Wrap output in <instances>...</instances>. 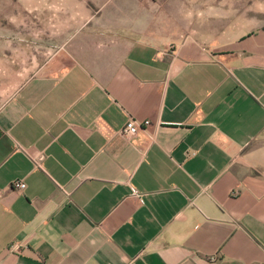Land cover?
<instances>
[{"label":"crops","instance_id":"1","mask_svg":"<svg viewBox=\"0 0 264 264\" xmlns=\"http://www.w3.org/2000/svg\"><path fill=\"white\" fill-rule=\"evenodd\" d=\"M4 17L27 24L0 27V264H264V0ZM31 20L65 47L33 72Z\"/></svg>","mask_w":264,"mask_h":264},{"label":"rangeland","instance_id":"2","mask_svg":"<svg viewBox=\"0 0 264 264\" xmlns=\"http://www.w3.org/2000/svg\"><path fill=\"white\" fill-rule=\"evenodd\" d=\"M23 23L27 24V21L12 20L6 17L0 18V27L12 26L15 28H22L24 26ZM42 24H44L43 21L42 23L39 20L30 21L32 33L34 35L31 36V52L26 53L25 59H29L31 72L54 65L57 60L63 56L65 51V47L59 42V39L53 36V28L56 27L54 22L51 21L47 28L41 30L45 36H39L38 31L42 27ZM0 38H3V36H0ZM8 93L9 91L0 92V104L2 103V98Z\"/></svg>","mask_w":264,"mask_h":264},{"label":"built area","instance_id":"3","mask_svg":"<svg viewBox=\"0 0 264 264\" xmlns=\"http://www.w3.org/2000/svg\"><path fill=\"white\" fill-rule=\"evenodd\" d=\"M150 119H145L143 122H140L134 117L128 118L122 129L121 132L127 136H132L136 134L144 125L148 124ZM13 183L20 188H23L26 185V182L22 179L16 178L14 179Z\"/></svg>","mask_w":264,"mask_h":264}]
</instances>
